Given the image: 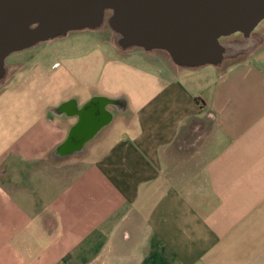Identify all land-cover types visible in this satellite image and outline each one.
I'll list each match as a JSON object with an SVG mask.
<instances>
[{
	"label": "crops",
	"instance_id": "obj_1",
	"mask_svg": "<svg viewBox=\"0 0 264 264\" xmlns=\"http://www.w3.org/2000/svg\"><path fill=\"white\" fill-rule=\"evenodd\" d=\"M263 46L216 74L113 46L16 73L0 89V264H264ZM102 101L109 122L60 156Z\"/></svg>",
	"mask_w": 264,
	"mask_h": 264
},
{
	"label": "water",
	"instance_id": "obj_2",
	"mask_svg": "<svg viewBox=\"0 0 264 264\" xmlns=\"http://www.w3.org/2000/svg\"><path fill=\"white\" fill-rule=\"evenodd\" d=\"M263 20L264 0H0V83L10 54L104 24L121 51H163L185 69L218 67L239 51L220 38L241 34L248 40ZM106 104L86 106L60 156L80 149L109 122Z\"/></svg>",
	"mask_w": 264,
	"mask_h": 264
},
{
	"label": "rangeland",
	"instance_id": "obj_3",
	"mask_svg": "<svg viewBox=\"0 0 264 264\" xmlns=\"http://www.w3.org/2000/svg\"><path fill=\"white\" fill-rule=\"evenodd\" d=\"M253 35H257L260 39L262 36L264 37V20L260 22V24L252 31ZM114 34L110 30V28L104 24L100 29L96 31H73L70 32L64 39H55L51 43L46 42L45 44H39L36 47L26 49L20 52H14L10 54L5 59V67H6V75L4 78V81L0 83V89L6 88L8 84L6 82L11 81L15 78V74L20 70H26L27 67L35 64L38 60L43 61L44 58L42 55H44L45 52L48 50H56L57 48H70L75 49L76 51H79L81 53H84L92 48H103L105 50H112V46L115 47L120 52H125L119 50L114 43ZM262 41V40H261ZM264 41V40H263ZM262 41V42H263ZM222 42V41H220ZM112 44V46L110 45ZM223 43H232L239 46V49L242 48L241 42H223ZM261 51H264V46L260 49ZM113 51V50H112ZM145 51H143L141 48H133L129 51L128 54H125L123 56H119L118 58H124L126 60V63H136L139 65V67H142L146 70H152V71H162L164 69H168L170 66L173 70H176L179 72H189L188 69H179L176 65L172 63L169 56L159 50H154L147 52V56L144 54ZM244 57V56H243ZM242 56L234 58L232 60H226L224 59L223 63L218 67L220 71H224L228 65H230L233 62H237L243 59ZM151 59V60H150ZM49 59H47L48 61ZM199 70H207L212 72L213 74H216V67L212 66H203ZM8 80V81H7ZM11 83V82H10ZM80 164H77V167H79ZM69 174H72V170H70Z\"/></svg>",
	"mask_w": 264,
	"mask_h": 264
},
{
	"label": "flooded vegetation",
	"instance_id": "obj_4",
	"mask_svg": "<svg viewBox=\"0 0 264 264\" xmlns=\"http://www.w3.org/2000/svg\"><path fill=\"white\" fill-rule=\"evenodd\" d=\"M85 31V30H84ZM73 32V31H72ZM70 33V32H69ZM68 33V34H69ZM67 34V35H68ZM66 35V36H67ZM65 36V37H66ZM65 37L61 38V39H64ZM262 38H264L262 36ZM55 40V39H54ZM264 39H260L257 35H253V32L251 33V37L248 39V40H245L241 34H233L231 36H228V37H222L220 38V41L222 42H232V41H237V42H241L243 45H242V48L239 49V51H237L235 54H233L232 56L226 58V60H232L234 58H237V57H240V56H246L249 52H251L254 48H256L257 46H259L262 41ZM53 40L51 41H48L49 43H51ZM46 42L42 43V44H45ZM96 106V105H95ZM95 109V108H94ZM97 111H95L97 114H98V108L95 109Z\"/></svg>",
	"mask_w": 264,
	"mask_h": 264
}]
</instances>
